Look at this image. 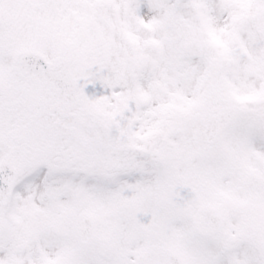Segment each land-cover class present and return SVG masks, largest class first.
<instances>
[{
	"label": "snow or ice",
	"instance_id": "snow-or-ice-1",
	"mask_svg": "<svg viewBox=\"0 0 264 264\" xmlns=\"http://www.w3.org/2000/svg\"><path fill=\"white\" fill-rule=\"evenodd\" d=\"M0 264H264V0H0Z\"/></svg>",
	"mask_w": 264,
	"mask_h": 264
}]
</instances>
